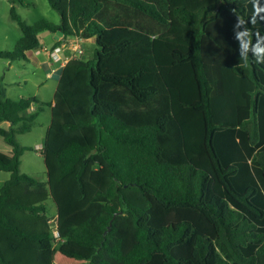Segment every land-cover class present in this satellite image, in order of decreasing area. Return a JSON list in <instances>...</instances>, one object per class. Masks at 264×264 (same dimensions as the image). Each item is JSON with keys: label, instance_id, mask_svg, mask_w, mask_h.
Returning <instances> with one entry per match:
<instances>
[{"label": "trees", "instance_id": "16d2710c", "mask_svg": "<svg viewBox=\"0 0 264 264\" xmlns=\"http://www.w3.org/2000/svg\"><path fill=\"white\" fill-rule=\"evenodd\" d=\"M59 22L28 23L12 5L21 36L0 57L28 59L39 34L95 37L94 56L70 58L60 70L42 155L46 178L21 170L31 131L44 105L37 96H7L0 85V264H56L58 250L72 264H264V64L241 60L237 15L251 23L252 0H213L197 10L169 0H48ZM264 5V0H261ZM172 18L190 29L187 43L160 36ZM111 28L154 36L151 54L169 95L170 114L132 124L119 103L100 95L102 83L127 89L140 103L158 94L140 85L143 69L119 74L103 62L133 41L108 43ZM179 126L186 160L174 163L160 142L170 117ZM55 203L56 232H29L18 223H47ZM82 249H88L86 253Z\"/></svg>", "mask_w": 264, "mask_h": 264}, {"label": "rangeland", "instance_id": "374dc122", "mask_svg": "<svg viewBox=\"0 0 264 264\" xmlns=\"http://www.w3.org/2000/svg\"><path fill=\"white\" fill-rule=\"evenodd\" d=\"M213 0H169L171 7L177 5H184L190 10H197L202 5L209 4ZM14 5L17 12L28 22L33 23L39 19H48L53 22L60 21L59 13L53 9L48 0H0V50H12L20 38L22 32L15 20L10 17L11 6ZM173 29L179 39L176 42L187 43L189 39V27L172 18ZM177 28L181 30L178 31ZM116 30H109L104 38L108 43H116L123 38H130L133 42V48L127 54L129 61L124 66L116 67V63L123 61L117 59H110L103 66L104 69H114V72L119 74H127L130 71L143 69L145 76L139 80V84L149 85L154 84L158 87V94L149 99L145 103H140L131 95V93L121 86L113 84H104L102 89V96L108 100H114L119 103L120 112L129 110L132 112V119H127L128 122L136 125L152 123L160 114H170L169 95L162 82L160 76L154 65L152 54L147 51L148 37L144 33L137 30H128V28H115ZM57 34L49 30H45L40 34V41L44 43L49 50L53 44ZM97 46L95 38H90L86 41V57L94 56V49ZM139 50V53H138ZM133 52L136 56L133 57ZM34 54V49L30 50ZM130 56H132L130 58ZM33 58V56H32ZM10 60L8 58L0 57V85H4L8 89V95L12 98H19L21 96H37L39 102L36 106L44 105L42 102H50L54 98L56 89V77L46 76V65L43 62H37L34 59ZM114 61V64H112ZM12 63V67L9 66ZM107 91L108 95H105ZM43 111L38 115L35 124L31 131L17 134L18 141L33 149L26 150L21 156V170L30 173L40 179L46 178V165L42 155L43 142L45 133L50 122L51 112L47 105L43 106ZM160 142L163 146L164 156L174 163L184 162L186 160L183 147L182 137L178 124L171 116L167 124L165 133L161 134ZM0 147L8 149V146L1 142ZM7 173L5 170H0V175ZM1 178V177H0ZM0 180V185H1ZM49 206L50 221L47 223H18V226L29 232H42L46 230H53L56 232V215L57 210L54 201L50 198L47 201ZM58 244L64 248L72 249L77 245L75 242H68ZM53 251L54 262L56 264H72L77 260L62 254L58 248ZM88 252V249H82Z\"/></svg>", "mask_w": 264, "mask_h": 264}, {"label": "crops", "instance_id": "0c3cea01", "mask_svg": "<svg viewBox=\"0 0 264 264\" xmlns=\"http://www.w3.org/2000/svg\"><path fill=\"white\" fill-rule=\"evenodd\" d=\"M170 8H174V7H171L170 6ZM109 30H116L115 28H111V29H109ZM109 30H107L106 32H105V34H104V38L106 37V34H107V32L109 31ZM128 30H132V28H128ZM135 30V29H134ZM177 30L178 31H180L181 29L180 28H177ZM190 30V29H189ZM41 34V33H40ZM40 34H39V36H40ZM54 34H57L56 35V37H55V39L53 40V44H52V46H51V48L53 47V45L56 43V41H58V40H60L61 38H62V35L60 34V33H54ZM160 36L161 37H163V38H165V39H168V40H173V41H176V40H178L179 39V36H177L176 35V33H175V31H174V29H173V22H171V26H170V28L167 30V31H165V32H163V33H161L160 34ZM153 37L154 36H150L149 35V37H148V42H147V46H149L148 47V49H147V51L149 52V53H151V41H152V39H153ZM90 38H95V37H90ZM90 38H83V39H81L80 40V43L82 44V47H83V50H84V54L86 55V41L87 40H89ZM70 41V40H69ZM41 42V41H40ZM133 45H134V42H133V44H132V46H131V48L127 51V52H125V53H123V54H121V55H119V56H117L116 58H111V59H117V60H121V58H123V61H119L120 63H118V61H117V63H116V67H120L121 65H126L127 63H128V61H129V59H128V57H125V56H127V54H129L130 52H131V50H132V48H133ZM50 48V49H51ZM49 49V50H50ZM31 50H33V49H31ZM49 50L47 49V47L45 46L44 47V43L43 42H41V46L38 48V49H34V54H31L30 53V50H28V51H26V54H27V58L28 59H31L32 58V56H33V58L32 59H34L35 61L36 60H38L37 62H43V64H45L46 65V76L47 77H56V79H57V81H56V87H57V84H58V79H59V76H60V70H61V68L65 65V63L69 60V56L71 55L72 56V54H74V50L71 48V47H69V46H67V47H64L63 48V50L61 51V53H60V57L58 58V59H53L52 57H51V55H50V53H49ZM138 53H139V50H138ZM134 56H136V52L134 53L133 52V57ZM132 56H130V58H131ZM108 60H110V59H107V60H105L104 62H103V66H104V64L106 63V62H108ZM111 62H113L112 64H114V61H111ZM9 66L10 67H12V63L11 62H9ZM114 69H112V68H110L109 69V71H113ZM143 79V78H142ZM160 81H161V78H160ZM162 82V81H161ZM104 84H106L107 85V83H102L101 85H100V95L102 96V89H103V85ZM162 86H164L163 85V83H162ZM5 89H6V87H5ZM56 90V89H55ZM8 93V89H6V94ZM105 93V95H108V93H107V91H105L104 92ZM7 96H9L8 94H7ZM10 97V96H9ZM103 97V96H102ZM54 99V98H53ZM53 101V100H52ZM35 107H36V105H35V103H33V105H32V109L31 110H35ZM51 112V111H50ZM119 114L123 117V118H125L126 120L127 119H132V112L131 111H129V110H124V111H122V112H120V108H119ZM51 118V117H50ZM49 124H50V122H49ZM49 126V125H48ZM48 128V127H47ZM7 173H4V174H2V175H0V180H1V185H0V187L2 186V184H3V182L5 181V180H7L9 177H10V173L8 172V171H6ZM50 221V220H49ZM54 251V250H53Z\"/></svg>", "mask_w": 264, "mask_h": 264}, {"label": "clouds", "instance_id": "9594fccd", "mask_svg": "<svg viewBox=\"0 0 264 264\" xmlns=\"http://www.w3.org/2000/svg\"><path fill=\"white\" fill-rule=\"evenodd\" d=\"M253 15L250 17L251 23L254 25L256 20H264V5L261 0H252ZM248 20L237 15V23L234 30L244 28L243 31H236L235 39L239 41V55L241 60L249 59V52L253 53L252 59L257 64H264V35L259 31L255 33L256 42L253 45V32L247 28Z\"/></svg>", "mask_w": 264, "mask_h": 264}, {"label": "built area", "instance_id": "2783aa9c", "mask_svg": "<svg viewBox=\"0 0 264 264\" xmlns=\"http://www.w3.org/2000/svg\"><path fill=\"white\" fill-rule=\"evenodd\" d=\"M83 39L79 36H75L73 38H70L68 40H64L60 42L59 44L53 46L50 50L49 53L53 59H58L60 57V53L63 50L64 47H71L74 50V54L72 56H69V59L72 57L80 56L81 54L84 53L82 44L80 43V40ZM70 40V41H69Z\"/></svg>", "mask_w": 264, "mask_h": 264}]
</instances>
